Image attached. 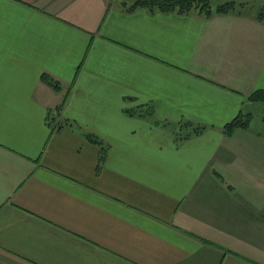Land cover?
I'll return each mask as SVG.
<instances>
[{
    "label": "crops",
    "instance_id": "obj_1",
    "mask_svg": "<svg viewBox=\"0 0 264 264\" xmlns=\"http://www.w3.org/2000/svg\"><path fill=\"white\" fill-rule=\"evenodd\" d=\"M136 1L0 0V264H264V20Z\"/></svg>",
    "mask_w": 264,
    "mask_h": 264
},
{
    "label": "trees",
    "instance_id": "obj_2",
    "mask_svg": "<svg viewBox=\"0 0 264 264\" xmlns=\"http://www.w3.org/2000/svg\"><path fill=\"white\" fill-rule=\"evenodd\" d=\"M243 4L237 3L235 1H228L218 5L214 10L212 8L211 0H137L133 5H131L130 9H134L137 7L148 9L150 12L159 11L161 13H177L181 15H188L191 13H197L206 17H210L213 14H226L230 11H234L237 7H241ZM264 8V7H263ZM258 18L260 20H264V9L259 12ZM42 80L51 86L55 90H60L61 85L58 81H56L51 76L44 74L42 76ZM252 102H262L264 103V90H257L253 92L248 98ZM61 108H57V111H60ZM130 115L144 116L145 113H142L139 109H135L132 111H128ZM252 122V115L250 113H240L236 118H234L231 122L227 123L223 132L226 135L233 134L238 129H247L250 127ZM58 126V125H56ZM61 129L62 126L59 125ZM58 128V129H59ZM202 129L193 130L194 134L200 133ZM180 132V131H179ZM190 134L184 133L183 131L179 133V139L184 140L189 137ZM86 138L99 144L101 147V154L99 158V166L97 171L100 170L101 165L103 164L106 158V149L103 146V143L99 140H96L91 135H86Z\"/></svg>",
    "mask_w": 264,
    "mask_h": 264
},
{
    "label": "rangeland",
    "instance_id": "obj_3",
    "mask_svg": "<svg viewBox=\"0 0 264 264\" xmlns=\"http://www.w3.org/2000/svg\"><path fill=\"white\" fill-rule=\"evenodd\" d=\"M228 1H231V0H211L212 8H215L217 5L228 2ZM248 4L249 6H246L247 11H251L256 14L261 12L264 9L263 8L264 0H249ZM253 112L255 116L251 124L252 129L264 132V105H257L256 109Z\"/></svg>",
    "mask_w": 264,
    "mask_h": 264
}]
</instances>
